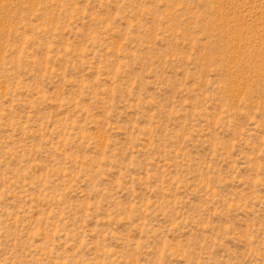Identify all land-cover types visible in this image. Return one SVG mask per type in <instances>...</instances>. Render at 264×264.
Returning a JSON list of instances; mask_svg holds the SVG:
<instances>
[{"label": "rangeland", "instance_id": "1", "mask_svg": "<svg viewBox=\"0 0 264 264\" xmlns=\"http://www.w3.org/2000/svg\"><path fill=\"white\" fill-rule=\"evenodd\" d=\"M0 264H264V0H0Z\"/></svg>", "mask_w": 264, "mask_h": 264}]
</instances>
